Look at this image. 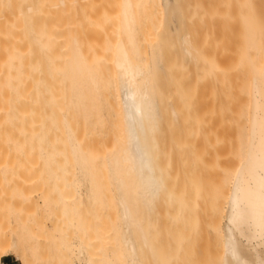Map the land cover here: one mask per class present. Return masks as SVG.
Masks as SVG:
<instances>
[{
    "label": "rangeland",
    "instance_id": "374dc122",
    "mask_svg": "<svg viewBox=\"0 0 264 264\" xmlns=\"http://www.w3.org/2000/svg\"><path fill=\"white\" fill-rule=\"evenodd\" d=\"M137 1L141 49L144 60L150 58L156 67L154 100L160 112L158 129L148 141L158 168V197L145 204V213L134 206L135 219L153 243L154 259L134 233L139 260L216 264L222 198L246 142L249 83L264 60V0H172L166 9L159 0ZM118 3L28 0L38 8L29 13L28 42L0 49V240L22 245L30 264H76L75 249L84 238L92 248L88 259L97 264L98 244L116 242L115 202L111 190L100 187L105 152L121 137L110 59L118 38ZM183 34L189 36L194 60H185L179 44ZM73 38L99 88V98L83 100L91 110L87 120L70 104L66 59ZM14 87L25 88L27 97L13 93ZM61 113L95 157L96 190L90 195L102 205L87 201L86 190L75 184L55 187L51 173L70 171L58 127ZM56 243L64 249L54 251ZM2 264L19 263L9 256Z\"/></svg>",
    "mask_w": 264,
    "mask_h": 264
},
{
    "label": "bare ground",
    "instance_id": "6f19581e",
    "mask_svg": "<svg viewBox=\"0 0 264 264\" xmlns=\"http://www.w3.org/2000/svg\"><path fill=\"white\" fill-rule=\"evenodd\" d=\"M149 1L156 4L158 0ZM118 2V21L116 22L119 28L118 38L116 37L117 41L115 45L113 44V54L111 51L110 59L129 58L132 70L126 72L123 66L117 68L124 80L122 89L125 91L122 95L118 94L117 99L121 137L116 147L105 152L106 156L102 165L105 183L104 187H100V190H111V198L115 202L118 217L117 237L114 245L98 244L96 262L97 264H141L134 233L142 248L152 257L154 248L145 229L135 219L134 206L139 204L138 209L145 213L147 210L145 204L157 198V191H159L154 147L148 142L149 139H153L156 130L155 85L153 83L156 67L151 62L152 60H149L150 58L146 69L142 67L140 70L139 66L134 65L136 53L139 56L141 41L140 18L136 13L137 9L141 8L139 1L138 4L135 0H118ZM159 2L163 9H166L172 0H159ZM37 11L38 8L28 5V0H0V49L13 48L18 44L28 42L31 33L29 13L36 14ZM146 15L148 18L151 17L150 9ZM261 19L262 17L259 16L258 23H261ZM188 37L184 34L180 36L179 44L185 60L190 61L194 60V50ZM70 50L71 53L67 55L69 59H66L69 60L68 63L66 62L67 71H71L75 66H86L82 52L79 50V43L75 38L71 40ZM112 69L113 72L116 71L114 66ZM79 71V75L83 74V67ZM257 74L250 80L248 88L245 147L239 159L241 161L230 177L226 197L222 198L224 200V204L221 203L224 207L220 209L222 224L215 225L219 231L221 229V233L219 232L221 250L216 257L218 258L217 264H264V60L260 62ZM70 75L71 82L68 89L76 85L73 80L74 74ZM140 75L142 80L146 76V86L142 82L141 89L139 83L136 87L135 82ZM15 91L19 92L18 96L27 97L25 88L19 87L16 90L14 87L12 92L15 93ZM21 91L23 93H20ZM58 96L56 94L54 98ZM82 96L81 92L71 93L70 104L76 114L85 118L91 110L82 103ZM171 116L174 121L177 120L173 110H171ZM58 121L70 171L51 173L52 178L56 180L54 183L56 189L64 190L71 184H75L78 190H86L87 201L102 205L101 201L97 202L95 197L90 195L91 190H96L95 157L87 153L79 133L66 114L61 113ZM37 131L39 136H45L44 131ZM99 210L101 212L102 209ZM81 242L82 244L75 249L76 264H93L87 257L89 256L88 251L92 250L90 239L84 238ZM62 249L64 246L61 243L55 244L54 251ZM9 256L14 257L19 264H30L24 255L22 245L0 240V264H2V258ZM115 258L120 260L116 261ZM153 261L157 264L155 260Z\"/></svg>",
    "mask_w": 264,
    "mask_h": 264
},
{
    "label": "crops",
    "instance_id": "0c3cea01",
    "mask_svg": "<svg viewBox=\"0 0 264 264\" xmlns=\"http://www.w3.org/2000/svg\"><path fill=\"white\" fill-rule=\"evenodd\" d=\"M136 3L138 4V1L135 0ZM142 10V6L141 8H139V10L137 9V15L140 17V14H139V11ZM141 23V21H140ZM139 32H140V25H139ZM140 35V33H139ZM141 38V37H140ZM141 42V41H140ZM79 50L81 51L80 49V46H79ZM82 52V51H81ZM82 56L84 57L85 59V62H86V66H75L71 71H67V74H68V78H69V82H71V75L70 74H74V82L76 83V85L71 89L73 92H81L83 94L82 96V103L87 107L88 109V106L83 102V100L85 98H99L100 95L98 94V84H97V79H96V76H95V73L93 72V70H91L89 67H88V62H87V58L86 56L84 55V53L82 52L81 53ZM136 57L134 58V65L137 67L139 66L140 70L142 67H145L146 69V65H147V62L144 60V57H143V51L141 49V44L139 46V56L138 54L136 53L135 55ZM112 64L115 68L116 71H114V75H115V78H116V88L118 89V92L120 95H122L125 91L122 89V86H123V83H124V80H122V77L121 75L118 73L117 71V68L119 66H123L126 68V72H130L132 70V64H131V61L130 59H123V58H118V59H113L112 61ZM84 69V73L79 75L80 74V68ZM136 82V87H137V83H139V87L141 89L142 87V82H144L145 86H146V76H144V79L142 80V76L140 75L139 79H136L135 80ZM155 98L157 99L158 98V88L156 86V92H155ZM141 98V96H140ZM95 103V102H93ZM156 103V119H155V126H156V130L158 129V120H159V110H158V103L157 101L155 102ZM145 109H146V105H145ZM90 110V109H89ZM146 113V112H145ZM90 114V113H89ZM87 114V117L88 115ZM87 117L84 118V120H87ZM157 194H158V191H157ZM158 197V195H157ZM157 199V198H156ZM222 216V215H221ZM159 254L157 253V256L156 258L159 259L160 256H158ZM218 261V260H217ZM216 263V261H215ZM217 264V263H216Z\"/></svg>",
    "mask_w": 264,
    "mask_h": 264
}]
</instances>
